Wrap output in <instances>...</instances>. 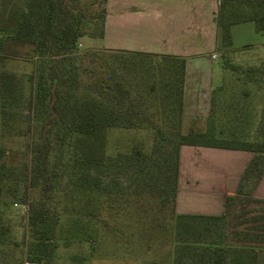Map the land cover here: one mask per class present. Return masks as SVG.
I'll use <instances>...</instances> for the list:
<instances>
[{"label": "rangeland", "instance_id": "rangeland-1", "mask_svg": "<svg viewBox=\"0 0 264 264\" xmlns=\"http://www.w3.org/2000/svg\"><path fill=\"white\" fill-rule=\"evenodd\" d=\"M12 2L17 9H26L25 0ZM7 4L6 0H0V16L5 15ZM93 31L86 29L76 51L65 56L68 98L76 90L92 91L90 82L99 78L120 80L151 107L147 113L154 115L156 128H121L106 132L104 151L109 161L94 172V190L98 195L92 197V203L86 199V187L77 177L64 175L53 184L47 230L48 235L52 233L50 238L54 245L50 264H198L185 254L176 255L174 260L172 240H198L197 233L203 231L208 240L225 235L222 237L225 245L234 249L226 255L228 264L238 261L264 264V201L246 196L238 198L217 220H181L172 230L175 238L164 230L148 232L151 226L157 228L156 224L169 227L176 222L169 216L170 206L162 201L171 187L176 146L186 141L180 139L177 132L187 133L182 123L177 126L172 98H156L162 96V83L166 81L162 70L164 61L161 64L155 57L141 58L103 50L96 37L98 33ZM244 36L241 42L264 41V35L253 33L250 39ZM31 49L28 45L7 42L0 52V73L13 76L11 83L5 82L9 88L3 92V107L0 99V174L8 179L3 191L8 205L0 209V224L9 228L10 239L18 245L11 250L0 248V264H19L31 239L27 208L23 204L24 185L10 181L20 177L29 146L26 135L33 109L27 101L37 87V61L32 58ZM240 52H224L219 58L223 75L215 88L214 107L218 116L233 111L238 124L235 134L245 143L235 145L249 146L248 143L256 140V130L264 124V85H249L243 75L230 73L224 67L260 66L264 55L258 50ZM81 55L88 57L80 64L86 71L80 75L77 58ZM11 196L14 199H10ZM86 201L90 204L86 205ZM182 224L186 225L185 230ZM186 231L191 235L189 238L184 235ZM238 251L242 254L237 255Z\"/></svg>", "mask_w": 264, "mask_h": 264}, {"label": "trees", "instance_id": "trees-1", "mask_svg": "<svg viewBox=\"0 0 264 264\" xmlns=\"http://www.w3.org/2000/svg\"><path fill=\"white\" fill-rule=\"evenodd\" d=\"M106 2L107 0H25L26 9L21 10L15 7L12 0H6L8 4L4 10L5 15L0 16V52L7 42L28 45L32 48V58L37 61V87L27 101L33 111L28 117L30 127L26 135L29 141L26 161L20 177L10 180L18 186L24 185L23 204L27 208V225L31 231V239L23 253L24 258L18 261L19 264H50L54 245L50 238L52 233L48 235L47 230L51 215L50 189L55 182L60 181L64 175L68 178L77 177L78 182L86 187V199L92 203V197L98 195L94 190V172L109 161L104 151L106 132L121 128H156L154 115L147 113L151 107L120 80L99 78L90 82L92 91L76 90L68 98L65 56L76 51L79 40L86 35V29L95 30L92 33H98L96 37L99 39L103 37ZM217 21L222 53L233 52L230 36L232 25L251 21L257 32L264 31V0H218ZM121 54L141 58L155 57L160 59L161 64L164 61L162 70L166 73V81L162 83V96L156 98H172L177 126L180 127L185 60L168 55ZM86 57L88 56L81 55L77 58L80 75L86 72L80 67ZM228 66L224 69L243 75L247 84L264 85V60L260 66L255 67ZM162 70L159 71L161 76ZM12 79L10 73H0L2 107L5 101L3 92L9 88L5 82L8 80L11 83ZM214 104L215 90L212 93V108L204 132H177V136L186 141L176 146L171 187L162 201V204L165 201L170 206L169 216L174 217L176 222L169 227L167 224H156L159 229L151 226L147 229L151 234L164 230L175 238L172 230L177 228L181 220L211 221L222 216H183L175 213L178 150L181 145L252 152L254 156L241 177L236 196L226 199V210L240 197L252 198L250 190L259 180L264 164V124L256 130V140L253 143H248L249 146H237L235 144H243L244 141L235 134L238 124L234 120L233 111L223 112L218 116ZM53 146L57 149H53ZM5 176L0 174V209L8 205L4 201V186L8 181ZM9 198L14 199V196ZM90 203L86 201V205ZM182 228L185 230L186 225L182 224ZM8 234L9 228L0 224V248H17V243ZM184 235L187 238L191 236L187 231ZM197 236L198 240H172L174 260L177 259L176 255L185 254L192 256L198 264H228L226 255L234 249L225 245L223 233L214 240H208L204 231L198 232ZM240 252L236 254L241 255Z\"/></svg>", "mask_w": 264, "mask_h": 264}, {"label": "crops", "instance_id": "crops-1", "mask_svg": "<svg viewBox=\"0 0 264 264\" xmlns=\"http://www.w3.org/2000/svg\"><path fill=\"white\" fill-rule=\"evenodd\" d=\"M218 0H107L103 50L116 53L168 55L185 60L182 127L204 132L212 108V93L222 80L219 58ZM257 32L251 21L230 27L231 49L264 55V41L241 42ZM254 154L249 151L198 145L178 150L175 213L219 217L226 199L235 197L241 177ZM253 199L264 201V164Z\"/></svg>", "mask_w": 264, "mask_h": 264}]
</instances>
